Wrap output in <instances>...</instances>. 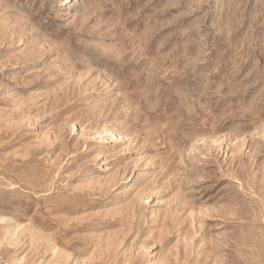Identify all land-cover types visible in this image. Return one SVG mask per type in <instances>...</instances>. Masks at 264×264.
Instances as JSON below:
<instances>
[{
  "label": "rangeland",
  "instance_id": "1",
  "mask_svg": "<svg viewBox=\"0 0 264 264\" xmlns=\"http://www.w3.org/2000/svg\"><path fill=\"white\" fill-rule=\"evenodd\" d=\"M0 264H264V0H0Z\"/></svg>",
  "mask_w": 264,
  "mask_h": 264
}]
</instances>
